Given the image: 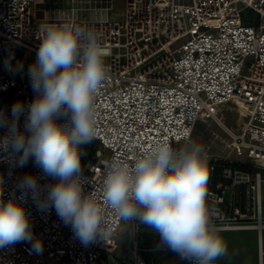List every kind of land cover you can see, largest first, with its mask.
<instances>
[{
	"label": "built area",
	"instance_id": "2783aa9c",
	"mask_svg": "<svg viewBox=\"0 0 264 264\" xmlns=\"http://www.w3.org/2000/svg\"><path fill=\"white\" fill-rule=\"evenodd\" d=\"M35 1L0 0V110L9 119L14 103L21 101L27 108L35 97L28 69L34 63L30 54L37 55L41 43L39 26L57 22L37 18ZM94 3L99 10L94 15L73 12L68 17L98 33L107 52L105 79L94 99L96 144H88L81 159L89 181L85 190L95 191L102 202L106 166L114 158L131 162L164 139L179 146L191 138L198 121L218 118L223 105L236 103L244 126L238 133L230 130L233 145L239 154L245 150L257 169L245 171L229 158H211L207 202L212 223L221 230H256L262 259L264 0H124L120 20L108 15L113 0ZM19 125L23 129V115ZM5 132L0 127V138ZM28 173L40 177L42 186L56 182L43 176L34 158L21 165L18 155L0 153L3 198L23 203L33 242L41 239L43 251L37 254L33 242L20 241L0 248V264H107L114 258L122 224L111 209L105 208L103 215L113 236L84 244L54 208L40 210L31 194L19 188V179ZM141 226L132 232L131 257L119 264H161L143 255Z\"/></svg>",
	"mask_w": 264,
	"mask_h": 264
},
{
	"label": "clouds",
	"instance_id": "9594fccd",
	"mask_svg": "<svg viewBox=\"0 0 264 264\" xmlns=\"http://www.w3.org/2000/svg\"><path fill=\"white\" fill-rule=\"evenodd\" d=\"M41 43L28 75L35 97L30 104H13L11 119L0 110V153L18 155L23 165L31 157L44 177L40 184L28 173L19 188L30 193L40 210L54 208L84 244L113 236L105 225V208L131 233L142 224L159 236V244L190 264H215L227 255L221 229L212 223L207 202L209 165L202 145L185 137L179 146L164 139L129 162L114 158L106 166L102 202L86 191L84 148L96 138L95 94L105 79L107 52L95 31L80 27L75 17L57 16L42 23ZM6 67L11 69L10 61ZM22 67V65H19ZM24 116V125H19ZM0 176V248L20 241L33 242L29 214L17 198H3ZM32 250L43 251L36 238Z\"/></svg>",
	"mask_w": 264,
	"mask_h": 264
},
{
	"label": "rangeland",
	"instance_id": "374dc122",
	"mask_svg": "<svg viewBox=\"0 0 264 264\" xmlns=\"http://www.w3.org/2000/svg\"><path fill=\"white\" fill-rule=\"evenodd\" d=\"M124 0H113L112 8L108 12L111 19L120 20L123 16ZM32 11L37 18L49 21L57 19V16L68 18L73 12L85 15H94L99 10L96 9L94 0H36ZM33 62L36 60L35 54H30ZM240 109L236 103H228L220 110L218 118H209L198 121L193 129L191 139L202 145L207 153L208 161L213 157L229 158L233 161L247 162L249 159L244 154H239L233 145V137L230 130L238 133L241 130L242 118ZM222 123L220 122V120ZM95 146V144H94ZM239 200L243 199V194L238 191ZM122 224L118 234V248L114 253V258L108 259L107 264H119L125 257H131L132 232L124 231ZM227 244L228 262L242 264H257L253 262V255L257 253V232L255 229H239L231 231H221L220 233Z\"/></svg>",
	"mask_w": 264,
	"mask_h": 264
},
{
	"label": "crops",
	"instance_id": "0c3cea01",
	"mask_svg": "<svg viewBox=\"0 0 264 264\" xmlns=\"http://www.w3.org/2000/svg\"><path fill=\"white\" fill-rule=\"evenodd\" d=\"M231 230H239V229H226L221 231H231ZM140 234H141L140 245L143 248L142 253L146 258L151 259L155 262H159L161 264H187L186 260H182L180 256L175 252H173L171 249L165 246H161L159 244V236L147 226L145 225L141 226ZM128 258L129 257H125L122 259V261H127ZM219 260L228 262L226 257H223ZM252 261L257 262V264H261L262 261V264H264V256L261 259L259 254L258 240H257V253L255 254V256L253 255ZM236 264H242V263L238 262Z\"/></svg>",
	"mask_w": 264,
	"mask_h": 264
},
{
	"label": "trees",
	"instance_id": "16d2710c",
	"mask_svg": "<svg viewBox=\"0 0 264 264\" xmlns=\"http://www.w3.org/2000/svg\"><path fill=\"white\" fill-rule=\"evenodd\" d=\"M94 144H96V143H94L93 141L90 143V145L93 147V145ZM222 161V160H221ZM235 162V166L236 167H238V168H240V169H242V170H245V171H254V170H256L257 168L256 167H254L253 166V164L251 163V162H249V161H247V162H242V161H234ZM262 170V173H263V175H264V168H262L261 169ZM218 173H220V168L219 167H217L216 168V172H215V177L216 178H218L217 177V174ZM141 234H140V232H139V244L141 243Z\"/></svg>",
	"mask_w": 264,
	"mask_h": 264
},
{
	"label": "bare ground",
	"instance_id": "6f19581e",
	"mask_svg": "<svg viewBox=\"0 0 264 264\" xmlns=\"http://www.w3.org/2000/svg\"><path fill=\"white\" fill-rule=\"evenodd\" d=\"M244 126V122H242L241 128Z\"/></svg>",
	"mask_w": 264,
	"mask_h": 264
}]
</instances>
